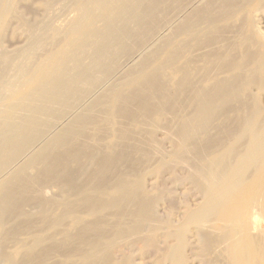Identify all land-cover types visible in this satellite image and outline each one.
I'll use <instances>...</instances> for the list:
<instances>
[{
    "label": "bare ground",
    "instance_id": "6f19581e",
    "mask_svg": "<svg viewBox=\"0 0 264 264\" xmlns=\"http://www.w3.org/2000/svg\"><path fill=\"white\" fill-rule=\"evenodd\" d=\"M73 1L25 0L10 14L8 27L0 28V105L8 102L0 110V176L101 85L123 56L135 53L191 2L77 0L70 14L75 30L14 86L18 50L8 48L6 38L55 35L62 24L45 32L48 22ZM199 6L152 56L112 83L14 173L0 177V242L25 248L19 264H48L64 252L85 264H132L135 251L153 254L154 264H190L192 257L199 264H234L247 261L251 252L264 264V234L261 241L260 235L253 239L247 224H258L256 201L264 211V34L256 26L264 0H204ZM244 12L248 16L233 39V19ZM220 43L222 52L203 59L208 46ZM239 70L249 71L246 81ZM220 117H226L224 124L210 134ZM167 143L183 146L185 154L171 159ZM164 172L201 197L194 206L183 200L178 220L165 221L157 213L167 188H147ZM130 174L133 185L126 187ZM48 186L58 194L46 197ZM242 209L248 222L238 218ZM220 216L237 221L225 225ZM65 224L74 232L63 231Z\"/></svg>",
    "mask_w": 264,
    "mask_h": 264
},
{
    "label": "rangeland",
    "instance_id": "374dc122",
    "mask_svg": "<svg viewBox=\"0 0 264 264\" xmlns=\"http://www.w3.org/2000/svg\"><path fill=\"white\" fill-rule=\"evenodd\" d=\"M11 1V2H10ZM18 1V2H17ZM21 1V2H20ZM195 2H190V4L187 7V9H182L180 10V12H177L176 15L174 14L173 16V20L172 19H169V23H164L165 26H163V30L161 28H158V30L160 31L159 33L156 31L155 32V36H151L145 40H142L140 42V48L138 50H135V53L132 52L130 54H127L125 56H123L121 58V63L118 65L115 66L114 70H113V73L106 79L103 81V83L98 87L96 86L94 89L95 90H92L82 101L79 102V104L77 106H75L73 108V112H71V110L65 114V116H61L62 117V120L59 118L58 120L60 121V123L56 121V125H52L49 129H47L46 132L44 133V135L42 136V139L36 141L32 147H31V150L30 148L28 149V152L25 154V156L22 154V158H20L19 156V159L17 162L15 163H12L11 167L9 166L8 170H6L5 172L7 173H14L16 170L15 169H18L19 167L22 166V164L24 162L27 161L28 157H30L33 153H36L37 150H40L41 146L47 142L45 141H51V139H53L55 137V135L57 133H59L61 131V129H63L67 124H69L71 121L74 120V118L76 117L77 114H79L80 112H82L86 107H88L89 105H91L95 100L96 98H98L104 91H107L112 85V83H116V81H119L121 78H123L124 74L126 75L127 72L134 66L136 65L140 60L148 57V56H152L158 49L159 47L166 41L168 40V36L170 35V33H172V31L177 27L178 24H180V21H182L183 19H185V16L187 17V15H189V13L191 11H193L195 9V7L197 8V6L199 5H202L203 1L204 0H194ZM13 2V3H12ZM167 3H171V0H167L166 1ZM20 3V4H19ZM25 0H0V28H5L6 26L8 27V24L11 22L12 20V16L13 15V12L15 9L21 7V5L23 6L25 4ZM199 3V4H198ZM207 3V2H206ZM19 4V5H18ZM17 5V6H16ZM74 5V6H73ZM77 0L76 1H73L71 4H69V8H67L66 10L64 11H61L60 13H58V15L54 16L49 22H48V25L45 29V32L48 31L50 32V29L52 30V27L55 25V24H58V23H61L62 24V27L61 29L56 32L55 35H52V33H48L46 35H40L36 38H32L31 39H22V38H16L15 39H12L10 37L6 38L5 40V45L8 47V48H11V49H16L18 50L17 51V54L16 56L14 57V60L12 62V65H14V69L12 71V78H13V81H14V86H16V84L18 82H20L21 80H24L25 78L29 77L32 73H33V69H35L37 66H40L42 64H44V62H46V59L53 55L58 47H59V42L61 40H63V37L66 35V34H69V32H73L75 30V25L72 23V21H70V14L72 13V10L77 7ZM196 5V6H195ZM206 5V4H205ZM207 5H211V2L207 3ZM80 8H84V4L82 5V3H80L78 5ZM191 6V7H189ZM17 7V8H16ZM200 7V6H199ZM7 8V9H6ZM194 8V9H193ZM7 10V11H6ZM182 11V12H181ZM2 12V14H1ZM10 12V13H9ZM12 12V13H11ZM64 13V14H63ZM180 13V14H179ZM11 14V15H10ZM3 15V16H2ZM246 15V16H245ZM171 16V18H172ZM248 15H247V12H244L243 14H240V16H236V18L234 17V22L236 23V27L234 28V34H231V35H234V37H231L234 39L235 36L238 35V32L240 34V23L242 24V21L244 20V18H246ZM256 16H258V19L256 18ZM255 16V19L256 22L258 21V23H256V26L258 28V30L264 34V14H258ZM261 16V17H260ZM3 19H2V18ZM68 17V18H67ZM11 19V20H10ZM65 19V20H64ZM242 19V20H240ZM3 20V21H2ZM237 20V22H239L237 24V22L235 21ZM5 23V24H4ZM177 24V25H176ZM5 25V26H3ZM163 25V24H162ZM161 27V26H160ZM239 27V28H238ZM64 29V31H63ZM69 29V30H68ZM161 29V30H160ZM238 29V30H237ZM172 30V31H171ZM61 31L63 33H61ZM157 33V35H156ZM46 36V38H48L49 36V39H47L46 41V38H44ZM62 37V38H61ZM43 38V39H42ZM43 40H45V42L43 43ZM29 41H33V43H29ZM17 42V43H16ZM42 42V43H41ZM8 43V44H7ZM21 43V45H20ZM167 43V41H166ZM12 44V45H11ZM40 46V49L37 48ZM45 46H44V45ZM28 45V46H27ZM52 45V46H51ZM31 46V47H30ZM35 48H34V47ZM44 47V48H43ZM47 47V48H46ZM41 48L43 49H46L45 50V53L43 52V50H41ZM217 50H215V49ZM21 49V51H20ZM224 50V47L222 46V44L220 43L219 44H216V45H210L208 46L205 50L209 53H207L206 51L202 50L201 52L203 53L204 51V55L205 56L203 59H212L214 58V56L218 53V52H222L221 50ZM25 50V51H24ZM33 50V51H32ZM215 52H214V51ZM35 51V52H34ZM37 51V52H36ZM198 51V52H197ZM200 50H194V55H195V52L199 53V54H202L199 52ZM18 52L19 55H18ZM22 52V53H21ZM43 52V53H42ZM196 53V55H197ZM212 53V55H211ZM21 54V55H20ZM40 55L41 57L39 58L38 55ZM42 54V55H41ZM46 54V55H45ZM44 55V56H43ZM25 56H26V59H25ZM34 56V57H33ZM38 56V58H37ZM19 58V59H18ZM37 61H36V59ZM158 57H153L152 58V61L153 60H156ZM18 60V61H17ZM40 60V61H39ZM15 61V62H14ZM39 61V62H38ZM187 61L188 62H191L192 61V56L190 55L189 58H187ZM25 62V63H24ZM27 62V63H26ZM37 62V63H36ZM42 62V63H41ZM36 63V64H35ZM17 66H20V67H17ZM22 66V67H21ZM27 67V69H26ZM32 67V68H31ZM30 69V70H29ZM33 70V71H31ZM28 71V72H27ZM242 70H239V73L241 72ZM245 71V72H244ZM243 72H241V80L244 82V80L246 81L247 77L249 76V71L247 70H244ZM18 76H17V75ZM243 75V76H242ZM245 76V77H244ZM20 79V80H19ZM97 92V93H96ZM220 102V101H219ZM260 102L261 104L264 106V96L261 97L260 99ZM6 103V104H5ZM7 101L4 102L3 105H0V110H5L6 108V105H7ZM76 108V109H75ZM70 113V114H69ZM2 115H4V113H2ZM71 115V116H70ZM226 120V117H220V118H217L215 120V122L213 123V126H211L210 128V134H216V132L218 131V128L219 126H221L222 124H224L225 120ZM223 121V123H222ZM195 122V123H194ZM197 121L193 120V124L191 123L190 126L188 127L189 129V133L191 134H194L196 132V127H197ZM216 125H219V126H216ZM54 126V127H53ZM193 126V127H192ZM196 126V127H195ZM215 126V127H214ZM195 127V128H194ZM214 127V129H213ZM217 127V128H216ZM53 128V129H52ZM217 130H216V129ZM193 129V130H192ZM213 129V130H212ZM190 134V135H191ZM43 141V142H42ZM49 141V142H50ZM190 143V141L188 142ZM177 148V149H175ZM165 149L166 151L169 150L167 153L168 155L170 156L171 159H176L180 156H183V154H185V148L182 146L181 148L179 147H172L170 146L169 143L165 144ZM174 149V150H173ZM225 150V149H223ZM222 150V151H223ZM35 151V152H34ZM174 151V152H173ZM180 151V152H179ZM182 152V154H181ZM170 153V154H169ZM172 153V155H171ZM178 153V154H177ZM174 154V155H173ZM5 172L3 173V175L5 174ZM3 175H1L0 177H2ZM129 177V180L127 182V184H124L126 185V187L128 186H132L133 184L131 183V180L133 178H135V176L133 174H130L128 175ZM163 178V179H162ZM165 178L167 181H165ZM0 181H1V178H0ZM160 181V182H159ZM158 183H153L151 180H149V182H147V188L149 186V190L150 191H154V192H159L160 191V186H165L167 189L166 191V194L164 195V198L163 200L160 202L158 208H157V213L159 214V216L161 217V219H164L165 221L168 220V219H174V220H178L180 217H181V214H182V209H181V204H183V200L184 201H189L188 204L194 206L196 204H198L200 202V195L199 193L195 190V189H190L189 185L188 184H184V182L180 181L179 180H170L169 179V174L168 173H165L162 175L161 179H159ZM175 181V183H174ZM163 182V183H162ZM186 186V187H185ZM48 186L45 191H46V197H53V195H57L58 194V188H55L56 186ZM151 187V188H150ZM191 190V191H190ZM173 191V192H172ZM57 192V194H55ZM173 193V194H172ZM53 194V195H52ZM172 194V195H171ZM188 194V195H187ZM96 195L99 196V197H102L104 196V194H100L99 192H96ZM186 195H187V199H186ZM48 197V198H49ZM168 199H167V198ZM185 198V199H184ZM173 199L176 200V202L174 201V204L173 203L171 204V202H173ZM49 200V199H48ZM171 200V201H170ZM178 204V205H177ZM262 202L261 201H256V209L255 211L256 212H259L257 213L258 216H257V219H254V222L258 223V224H255L253 222H248V216H244V210L242 209L239 213V217L238 218H243L244 221L247 220V224H248V233L249 234H252L251 237L255 240H257V237H258V241H261L262 238H263V234H264V211L261 209L262 207ZM177 206L176 208L173 207V206ZM181 205V206H180ZM259 205V206H258ZM172 207V208H171ZM31 210V208H30ZM32 211L34 212L35 210L32 209ZM255 214V218H256V215ZM171 215V216H170ZM261 215V216H260ZM261 217V218H260ZM237 217H222L220 216L219 217V220L223 221V223L225 225H228V224H234L237 220H236ZM257 220V221H256ZM259 220H261L260 222H258ZM13 222L9 223V225H12ZM254 224V225H253ZM215 227H218L217 223L214 224ZM61 229L64 231L66 230L68 232L69 231H72L74 232V227H71V226H68V225H63L61 227ZM256 231L255 233L254 230ZM218 231L216 233H219L220 232V229H217ZM65 231V232H66ZM260 234H259V233ZM254 234V235H253ZM262 234V235H261ZM258 235V236H256ZM27 237L29 238L30 235H23L22 237ZM1 237V235H0ZM24 237V238H25ZM192 244L197 247L199 245V240L194 237L192 238ZM197 243V244H195ZM7 246V247H5ZM15 247V248H14ZM3 248V249H2ZM6 248V249H5ZM19 248V249H18ZM0 256L3 260H1L0 258V264H19L21 262V259H22V255L24 253V250L25 248L23 247H20V246H17V245H13L12 243L10 244H2L0 242ZM5 249V250H4ZM263 251H264V245L262 247ZM4 250V251H3ZM61 253V252H60ZM65 253V252H64ZM64 253H61V254H55V256H53V258H51V260H49L48 264H58L59 263H63V264H85L84 262H82V258L76 254H73L71 256H69V258H65L64 256ZM6 254H9V255H6ZM6 256V257H3V256ZM13 255V256H11ZM140 257H139V256ZM10 257V258H9ZM143 258V259H142ZM255 258V255H254V252H251L250 255L248 256V259L247 261L245 262H241V261H234V264H259L257 262V260L254 259ZM11 259V260H10ZM19 259V260H18ZM154 259L155 257L153 256V254H150V256H142L139 252H136L134 253L133 255V258H132V264H154ZM59 260V261H58ZM78 260V261H77ZM5 261V262H4ZM76 261V262H75ZM57 262V263H56ZM199 260H197V258H191L190 260V264H199Z\"/></svg>",
    "mask_w": 264,
    "mask_h": 264
}]
</instances>
